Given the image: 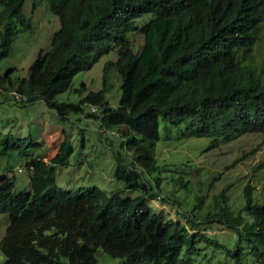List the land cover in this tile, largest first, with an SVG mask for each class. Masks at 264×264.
<instances>
[{
  "label": "trees",
  "instance_id": "16d2710c",
  "mask_svg": "<svg viewBox=\"0 0 264 264\" xmlns=\"http://www.w3.org/2000/svg\"><path fill=\"white\" fill-rule=\"evenodd\" d=\"M42 1L60 23L51 47L39 51L27 76L15 77L17 68L0 72V88L20 103L42 100L63 117L91 105L88 114L101 112L99 127L117 133L127 155L116 151L121 185H57L45 199L17 187L15 173L0 171L5 264H104L97 256L103 253L119 259L115 264H196L209 245L224 254L218 264H264V196L250 181L237 194L234 183L217 189L223 170L211 183L193 184L188 174L162 173L158 159L162 122L166 132L173 125L184 136L209 137L211 147L264 137V0H32L33 8ZM25 2L0 0V57L13 51L15 19L33 26ZM109 53L115 57L105 79L111 71L122 75L118 105L106 84L77 103L58 100L78 72ZM40 144L0 133L1 155H27ZM263 145L264 138L254 149ZM127 191L140 194L118 201ZM157 199L178 218L153 206ZM210 224L231 230L228 244L205 234Z\"/></svg>",
  "mask_w": 264,
  "mask_h": 264
},
{
  "label": "rangeland",
  "instance_id": "374dc122",
  "mask_svg": "<svg viewBox=\"0 0 264 264\" xmlns=\"http://www.w3.org/2000/svg\"><path fill=\"white\" fill-rule=\"evenodd\" d=\"M23 8L33 26L18 24L15 19L13 51L0 57V72L17 68L13 73L15 77L27 76L29 66L39 51L51 47V35L60 27L59 18L47 1H42L33 8L32 0H26ZM0 32H6L4 25L0 27ZM133 36L137 43L143 39L139 31L133 32ZM5 37L4 33L0 35V51L6 43ZM262 53L264 55V48ZM113 57V53L104 55L91 68L78 72L69 89L58 95V100L77 103L89 91H96L106 84L109 98L113 105H118L122 94V75L111 71L105 79L106 62ZM82 84L86 86L83 92L74 91ZM85 109V113L69 111L63 117L42 100L20 103L6 89L0 88V133H12L18 139L41 143L31 146L27 155L18 150H12L9 156L0 154V171L15 173L17 187L34 189L41 199H45L57 185L67 188L98 185L105 189L121 185L117 177L121 178L123 172L117 165L116 151L121 150L127 155L122 147L123 139L117 133L101 130V112L95 113L94 118L88 114L91 105L86 104ZM169 126L172 130L166 132V123L162 122L158 142L162 173H168L171 177L188 174L193 179V184L199 180L208 184L226 170L225 178L215 181V188L234 183L232 191L237 194V190L250 181L254 192L264 196V166L259 165L264 161V145L254 149L263 136L248 134L235 141L221 140L218 146L211 147L209 137L184 136L181 129ZM234 160H238L236 165L226 169ZM139 194L127 191L118 196V201H131ZM151 204L163 209L167 217L178 218L174 208L165 206L160 200H152ZM5 223L6 218L0 216V240L5 233ZM202 229H205V234L211 239L217 238L221 244L229 243L231 230L226 226L210 224ZM198 253L196 264H204L207 259L212 264H218L216 258H224L223 253L210 245L206 251ZM97 256L104 264H115L119 260L104 253ZM0 264H5L1 250Z\"/></svg>",
  "mask_w": 264,
  "mask_h": 264
},
{
  "label": "built area",
  "instance_id": "2783aa9c",
  "mask_svg": "<svg viewBox=\"0 0 264 264\" xmlns=\"http://www.w3.org/2000/svg\"><path fill=\"white\" fill-rule=\"evenodd\" d=\"M92 109H93V110H95L96 108H95V107H93Z\"/></svg>",
  "mask_w": 264,
  "mask_h": 264
}]
</instances>
